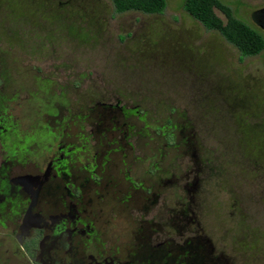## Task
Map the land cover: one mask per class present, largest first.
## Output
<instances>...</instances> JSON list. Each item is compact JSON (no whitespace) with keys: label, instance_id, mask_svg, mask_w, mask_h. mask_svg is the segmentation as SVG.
Masks as SVG:
<instances>
[{"label":"flooded vegetation","instance_id":"obj_1","mask_svg":"<svg viewBox=\"0 0 264 264\" xmlns=\"http://www.w3.org/2000/svg\"><path fill=\"white\" fill-rule=\"evenodd\" d=\"M257 10L264 13V5L250 12L249 26L260 33ZM114 74L135 83L132 71ZM12 75L0 61V264H264L263 250L245 244L252 241L248 216L235 202L221 223L234 244L222 243L223 232L208 234L201 176L211 159L197 155L192 135L173 117L159 133L142 136L147 111L128 92L82 94L86 102L73 113L66 95L78 89L74 81L58 85L56 74L30 68L25 84L16 85ZM52 88L61 92L45 104L47 120L33 131L36 118L20 113L29 98H14ZM76 122L89 130L64 131ZM158 139L147 153L134 154ZM169 154L190 156L194 165L175 174ZM169 188L177 195L163 196Z\"/></svg>","mask_w":264,"mask_h":264},{"label":"rangeland","instance_id":"obj_2","mask_svg":"<svg viewBox=\"0 0 264 264\" xmlns=\"http://www.w3.org/2000/svg\"><path fill=\"white\" fill-rule=\"evenodd\" d=\"M220 1L251 26L250 12L264 5V0ZM165 2L162 12L145 14L118 13L111 0H0V61L14 75L16 85L25 84L22 78L30 68L56 74L58 85L74 81L78 89L66 95L73 113L86 102L82 94L96 97L107 89L117 95L128 92L147 111V125L155 127L140 130L142 136H153L156 129L159 133L165 118L173 117L192 135L197 155L202 152L211 159L201 176L207 182L201 199L208 234L217 238L223 232L222 243L233 242L221 223L235 202L248 216L252 241L245 244L264 254V48L243 56L218 32L191 17L184 0ZM118 67L132 71L135 83L117 78ZM60 92L52 88L47 94L40 91L30 98L23 92L14 98H29L20 113L31 112L36 118L33 131L47 120L45 104ZM13 95L10 91L7 96ZM172 108L179 114L170 115ZM63 128L89 130L77 122ZM159 139L154 145L149 141L147 147L141 143L134 154L147 153ZM168 158L174 162L175 174L194 165L190 156L169 154ZM174 194L169 188L163 196Z\"/></svg>","mask_w":264,"mask_h":264},{"label":"trees","instance_id":"obj_3","mask_svg":"<svg viewBox=\"0 0 264 264\" xmlns=\"http://www.w3.org/2000/svg\"><path fill=\"white\" fill-rule=\"evenodd\" d=\"M118 13L138 11L145 14L160 13L165 0H111ZM185 11L206 29L218 32L241 55H256L264 48L262 35L238 19L230 6L220 0H184Z\"/></svg>","mask_w":264,"mask_h":264},{"label":"water","instance_id":"obj_4","mask_svg":"<svg viewBox=\"0 0 264 264\" xmlns=\"http://www.w3.org/2000/svg\"><path fill=\"white\" fill-rule=\"evenodd\" d=\"M252 18L255 19L258 24H260L264 28V13L262 10H257L252 13ZM262 19V20H261ZM262 21V22H260Z\"/></svg>","mask_w":264,"mask_h":264}]
</instances>
